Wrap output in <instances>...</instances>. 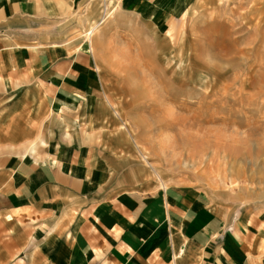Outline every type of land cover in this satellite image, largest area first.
<instances>
[{"label":"crops","instance_id":"obj_1","mask_svg":"<svg viewBox=\"0 0 264 264\" xmlns=\"http://www.w3.org/2000/svg\"><path fill=\"white\" fill-rule=\"evenodd\" d=\"M94 1L0 0V264H264V210L117 190L100 73L60 29Z\"/></svg>","mask_w":264,"mask_h":264},{"label":"rangeland","instance_id":"obj_2","mask_svg":"<svg viewBox=\"0 0 264 264\" xmlns=\"http://www.w3.org/2000/svg\"><path fill=\"white\" fill-rule=\"evenodd\" d=\"M131 1L60 26L100 73L117 190L192 186L264 210V0Z\"/></svg>","mask_w":264,"mask_h":264},{"label":"bare ground","instance_id":"obj_3","mask_svg":"<svg viewBox=\"0 0 264 264\" xmlns=\"http://www.w3.org/2000/svg\"><path fill=\"white\" fill-rule=\"evenodd\" d=\"M93 30L94 29H92V30H90L89 32H87V37H89L90 38V40H91V37H92V35H93ZM163 152V151H162ZM167 159V158H166ZM150 163V162H149ZM148 164V163H147ZM149 165V164H148Z\"/></svg>","mask_w":264,"mask_h":264},{"label":"built area","instance_id":"obj_4","mask_svg":"<svg viewBox=\"0 0 264 264\" xmlns=\"http://www.w3.org/2000/svg\"><path fill=\"white\" fill-rule=\"evenodd\" d=\"M105 11H106V9H105Z\"/></svg>","mask_w":264,"mask_h":264}]
</instances>
